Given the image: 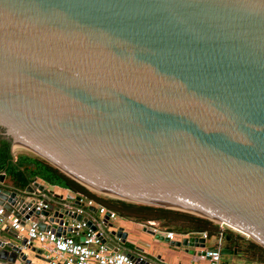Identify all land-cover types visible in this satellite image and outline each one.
Returning <instances> with one entry per match:
<instances>
[{
	"label": "water",
	"instance_id": "water-1",
	"mask_svg": "<svg viewBox=\"0 0 264 264\" xmlns=\"http://www.w3.org/2000/svg\"><path fill=\"white\" fill-rule=\"evenodd\" d=\"M0 134L98 194L264 247V0H0ZM24 191L0 186L4 216L56 234L82 221L110 247L126 237L108 211L73 210L78 195ZM142 230L204 253L201 236ZM23 249L40 253L0 224V261L30 262Z\"/></svg>",
	"mask_w": 264,
	"mask_h": 264
},
{
	"label": "trees",
	"instance_id": "trees-1",
	"mask_svg": "<svg viewBox=\"0 0 264 264\" xmlns=\"http://www.w3.org/2000/svg\"><path fill=\"white\" fill-rule=\"evenodd\" d=\"M0 172H3L10 181L11 186L24 190L31 181L38 178L50 185L70 190L74 193L91 199L116 215L139 222L152 224L162 231L174 233L205 232L206 235H214L218 230V224L210 219L185 212H162L132 208L106 196L91 191L39 156L11 150L10 139L0 134ZM223 241L228 249H235V257L242 258L245 262L255 264L264 263V247L246 238L239 233L226 228L223 231Z\"/></svg>",
	"mask_w": 264,
	"mask_h": 264
},
{
	"label": "built area",
	"instance_id": "built-area-1",
	"mask_svg": "<svg viewBox=\"0 0 264 264\" xmlns=\"http://www.w3.org/2000/svg\"><path fill=\"white\" fill-rule=\"evenodd\" d=\"M78 201H82L84 206L92 205L93 200L87 199L82 195H79ZM67 198V195L66 197ZM69 199H74V196L68 195ZM42 206L41 199H38L35 203V209L39 210ZM83 207L75 209L77 213L82 212ZM98 214L101 216L106 211L109 212L110 219L116 218V214L111 210H106L104 207H98ZM26 222H28L26 224ZM21 224L20 219L17 216H4V208L0 205V224L7 223L10 228L16 231L17 237H24L25 244L31 246L49 245L52 255L48 257L46 264H137V262L128 257L123 251H110L107 246L100 241L96 231H91L85 227L82 221H73L70 225L75 227L74 231H70L68 235L56 234L51 231L41 230L36 222L26 221ZM228 228L231 231L235 229L226 226L222 223H218V230L214 234L217 238L216 247L204 249V253L201 257L204 258L205 264H222L221 254L219 249L221 247V239H223V231ZM155 231H158L157 229ZM168 239H174V236H178L179 239L186 235H199L204 239L208 236L205 232L175 234L171 231H161ZM75 235H80L82 239L74 238ZM0 264H7L0 261ZM12 264H33L32 262L17 261Z\"/></svg>",
	"mask_w": 264,
	"mask_h": 264
},
{
	"label": "crops",
	"instance_id": "crops-1",
	"mask_svg": "<svg viewBox=\"0 0 264 264\" xmlns=\"http://www.w3.org/2000/svg\"><path fill=\"white\" fill-rule=\"evenodd\" d=\"M3 173V172H0ZM4 174V173H3ZM36 183L37 185H40L43 187V192L45 194H59L62 195L63 198H65L68 201H73V199H69L68 195H73L76 196L78 195L77 193H74L70 190L58 187L56 185H50L38 178H35L33 181H31L29 183V185L26 187V189H32L33 193L32 195L34 196H40V193L37 189L36 186H34L33 184ZM6 186L9 189H15L17 192H19L20 194H23L25 196L30 195V193L25 192L24 190H19L17 188L14 187H10V181L8 180V178H6L5 174H4V179L2 184L0 183V186ZM97 208L101 206L100 204H98L97 202L93 201L92 205ZM103 207V206H102ZM71 208L73 210H75L77 208V206L72 205ZM104 209H106L104 207ZM107 210V209H106ZM82 216H90V211H88L86 209V206H83L82 208ZM98 214V211H97ZM12 214L10 213L8 216H11ZM42 221L46 222V219L41 217L39 218ZM113 220L117 221L116 222V226L115 227H122L124 231L127 232L126 237L124 239L123 242H120L119 240L115 239V238H110V241H112L113 247L107 246V248L112 251V252H116V251H123L125 253H130L133 254L137 257H143L145 259L148 260H152L153 262L156 263H160V264H173V263H179V264H205V260L203 257H201V254H188L184 252V247L180 246V247H175L173 245H169L168 242L164 241V240H160L158 238L153 237L152 235H149L148 233L144 232L142 230L143 228V224L139 223V222H135L120 216H116V218H114ZM28 222H26L27 224ZM72 222H70L71 224ZM2 225H8L7 223H4ZM152 225V224H150ZM154 227V225H152ZM155 228V227H154ZM157 229V228H155ZM162 230H158L157 232L159 234L164 235L163 233H161ZM70 233H65V235H68ZM178 234V233H175ZM74 236V238L79 239L80 235H75L72 234ZM195 236H199V235H195ZM210 238H212L211 241L206 242L207 240H209ZM174 239H179L178 236H174ZM223 241V239H221ZM216 241L217 238L215 235H209L204 239V243H203V247L202 248H197L195 251L196 253H198L199 251L204 250V249H209L212 247H216ZM221 241V246L225 244V242ZM35 250H39V254L37 256V254L35 253V251H30L29 249H23V253H25L26 258H28L30 260V262H32L33 264H46L48 257H50L52 255L51 253V248L49 245L46 246H40V245H34ZM115 248H117L115 250ZM156 257H159V259L162 262H159ZM228 261L227 264H255L253 262H245L242 258L239 259V257H235V255H232L231 257H222L221 258V262L222 264H226V261ZM17 261H21L19 259H16L15 262ZM264 264V263H263Z\"/></svg>",
	"mask_w": 264,
	"mask_h": 264
},
{
	"label": "rangeland",
	"instance_id": "rangeland-1",
	"mask_svg": "<svg viewBox=\"0 0 264 264\" xmlns=\"http://www.w3.org/2000/svg\"><path fill=\"white\" fill-rule=\"evenodd\" d=\"M11 150H12L14 153H15V152H18V151H23V152L32 153L31 151L26 150V149H24V148H22V147H20V146H13V147L11 148ZM111 222L115 225L117 221L112 220ZM115 226H116V225H115ZM157 230H159V229H157ZM239 235H242V234L239 233ZM242 236H243V235H242ZM244 237H245V236H244ZM249 239H250V238H249ZM211 240H212V238H210V239L207 240L206 242H209V241H211ZM228 261H230V260H227V261H226V264L228 263Z\"/></svg>",
	"mask_w": 264,
	"mask_h": 264
},
{
	"label": "clouds",
	"instance_id": "clouds-1",
	"mask_svg": "<svg viewBox=\"0 0 264 264\" xmlns=\"http://www.w3.org/2000/svg\"><path fill=\"white\" fill-rule=\"evenodd\" d=\"M218 224V223H217ZM233 232H236V233H239V232H237V231H233ZM244 236V235H243Z\"/></svg>",
	"mask_w": 264,
	"mask_h": 264
},
{
	"label": "flooded vegetation",
	"instance_id": "flooded-vegetation-1",
	"mask_svg": "<svg viewBox=\"0 0 264 264\" xmlns=\"http://www.w3.org/2000/svg\"><path fill=\"white\" fill-rule=\"evenodd\" d=\"M222 242H224V241H222ZM225 246V245H224Z\"/></svg>",
	"mask_w": 264,
	"mask_h": 264
}]
</instances>
